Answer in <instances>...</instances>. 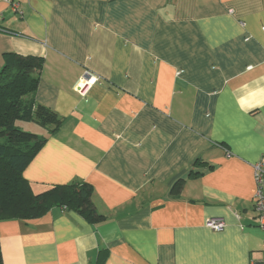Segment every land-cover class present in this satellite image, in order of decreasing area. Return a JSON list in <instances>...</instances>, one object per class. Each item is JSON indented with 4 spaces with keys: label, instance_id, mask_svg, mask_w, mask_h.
Segmentation results:
<instances>
[{
    "label": "crops",
    "instance_id": "1",
    "mask_svg": "<svg viewBox=\"0 0 264 264\" xmlns=\"http://www.w3.org/2000/svg\"><path fill=\"white\" fill-rule=\"evenodd\" d=\"M12 1L0 70L10 53L43 58L34 97L63 119L24 178L36 194L88 183L103 220L0 221L4 264H262L264 0Z\"/></svg>",
    "mask_w": 264,
    "mask_h": 264
},
{
    "label": "trees",
    "instance_id": "2",
    "mask_svg": "<svg viewBox=\"0 0 264 264\" xmlns=\"http://www.w3.org/2000/svg\"><path fill=\"white\" fill-rule=\"evenodd\" d=\"M4 61L0 70V221L36 220L55 207L72 210L90 223L102 221L92 201L93 187L88 183L54 185L36 194L24 178L26 168L49 137L62 127L63 119L34 97L41 80L43 58L10 53L4 56ZM18 122L33 123L48 135L23 131L17 127ZM184 185V179L176 181L170 196L178 197ZM0 264H4L1 242Z\"/></svg>",
    "mask_w": 264,
    "mask_h": 264
},
{
    "label": "built area",
    "instance_id": "3",
    "mask_svg": "<svg viewBox=\"0 0 264 264\" xmlns=\"http://www.w3.org/2000/svg\"><path fill=\"white\" fill-rule=\"evenodd\" d=\"M8 3L14 12L20 13V6L12 0H3ZM97 78L91 73L86 72L84 77L76 85L75 90L81 96H86L89 89L96 83ZM255 180L257 183V192L255 195V209L258 213L259 228L264 231V169L262 164L255 166ZM207 227L215 232H222L226 223L221 219H211L207 223ZM264 252V247H263ZM264 264V261L263 263Z\"/></svg>",
    "mask_w": 264,
    "mask_h": 264
},
{
    "label": "rangeland",
    "instance_id": "4",
    "mask_svg": "<svg viewBox=\"0 0 264 264\" xmlns=\"http://www.w3.org/2000/svg\"><path fill=\"white\" fill-rule=\"evenodd\" d=\"M17 127L20 128L23 131L29 132V133H33L36 134L38 136H44L46 134V132H42V128L33 124V123H28V122H18L17 123ZM41 131V132H40ZM43 134V135H42Z\"/></svg>",
    "mask_w": 264,
    "mask_h": 264
}]
</instances>
